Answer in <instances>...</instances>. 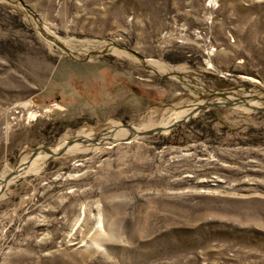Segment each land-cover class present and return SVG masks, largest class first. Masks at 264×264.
I'll return each instance as SVG.
<instances>
[{
	"label": "rangeland",
	"instance_id": "rangeland-1",
	"mask_svg": "<svg viewBox=\"0 0 264 264\" xmlns=\"http://www.w3.org/2000/svg\"><path fill=\"white\" fill-rule=\"evenodd\" d=\"M0 264H264V0H0Z\"/></svg>",
	"mask_w": 264,
	"mask_h": 264
},
{
	"label": "water",
	"instance_id": "water-1",
	"mask_svg": "<svg viewBox=\"0 0 264 264\" xmlns=\"http://www.w3.org/2000/svg\"><path fill=\"white\" fill-rule=\"evenodd\" d=\"M215 107H219V104L218 103H205L202 105L198 104V105H196V108L189 113L188 119L186 121H190L191 119L197 117L201 112H203L207 109L215 108ZM181 123H183V122H181ZM176 127L177 126H174L172 128V130H174ZM111 129H113L112 131H119V130L127 129L132 133L133 137L157 136V135H162L164 133V129H162V128H155V129L150 130V131H141V130L137 129L136 127L130 126V125H127L125 127H119V128L118 127H112ZM111 129H110V131H111ZM97 140H98V138L97 139H87V140L77 138L72 142L66 143L62 147V149H60L58 151L50 149V148H45L41 151L33 153V155L27 161L26 165L31 164L38 157V154H40V153H46V154H48L49 157L59 158V157L63 156L71 147L75 146L76 144H81V143L87 144V142L92 143V144H98ZM106 141L111 142V141H113V139L112 138L103 139L101 141V143L106 142ZM26 165H24V166H26ZM19 168L20 167H18L17 170L15 172H13L11 178L17 176Z\"/></svg>",
	"mask_w": 264,
	"mask_h": 264
},
{
	"label": "bare ground",
	"instance_id": "bare-ground-1",
	"mask_svg": "<svg viewBox=\"0 0 264 264\" xmlns=\"http://www.w3.org/2000/svg\"><path fill=\"white\" fill-rule=\"evenodd\" d=\"M39 23V22H38ZM40 26V29L42 31V33L45 36V39L50 43V44H59V40L52 34H50L45 28H43L40 24H38ZM115 46H108L106 48H101L100 50H98L97 52H94L92 55L97 54V53H102V52H106V51H116ZM183 79V78H182ZM193 85V84H192ZM220 96L225 97V98H230V94L226 93V92H222L220 94ZM189 111L185 110V111H178V112H174L171 115L165 117L163 119V121L158 125L159 128L164 129V133L163 134H168L172 128L174 126H177V122L185 120L188 117ZM139 129V128H138ZM89 139V138H88ZM65 145V143L61 144L56 151L62 149V147ZM75 147H79V145L77 144V146ZM72 148L76 149V148ZM75 151V150H74ZM49 156L46 153H40L38 154V157L31 163L29 164V166H27V172H34L37 173L40 170V165H43L47 162Z\"/></svg>",
	"mask_w": 264,
	"mask_h": 264
}]
</instances>
